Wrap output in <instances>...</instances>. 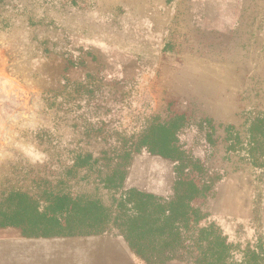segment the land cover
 Listing matches in <instances>:
<instances>
[{"label":"rangeland","instance_id":"obj_1","mask_svg":"<svg viewBox=\"0 0 264 264\" xmlns=\"http://www.w3.org/2000/svg\"><path fill=\"white\" fill-rule=\"evenodd\" d=\"M176 118L175 146L198 167L184 174L206 188L201 226L240 262L264 248V139L250 141L264 118V0H0V198L39 195L77 156L105 151L131 152L121 191L167 198L176 162L135 148ZM97 178L81 169L69 186L99 187L108 205ZM0 264L146 263L115 227L49 238L6 227Z\"/></svg>","mask_w":264,"mask_h":264},{"label":"trees","instance_id":"obj_2","mask_svg":"<svg viewBox=\"0 0 264 264\" xmlns=\"http://www.w3.org/2000/svg\"><path fill=\"white\" fill-rule=\"evenodd\" d=\"M176 118L157 124L146 131L135 151L148 153L176 162L177 178L172 194L159 198L136 189L121 191L125 169L131 152H123L116 159H94L91 153L75 158L66 168L58 186H49L41 194L32 195L26 190H14L0 198V228L19 229L26 237H74L105 232L117 228L130 249L146 264H166L181 261L189 264H264L262 244L240 262L230 261V246L215 225L201 226L208 215L194 202L204 197L206 188L192 177L198 169L185 152L176 146ZM258 132L264 139V118L259 119L250 131V141ZM256 140V139H255ZM250 145V153L258 150L259 142ZM103 162V163H102ZM100 163V164H99ZM191 163V164H190ZM98 176V185L110 195L109 204L103 203L99 187L91 192H77L69 186L77 172Z\"/></svg>","mask_w":264,"mask_h":264}]
</instances>
